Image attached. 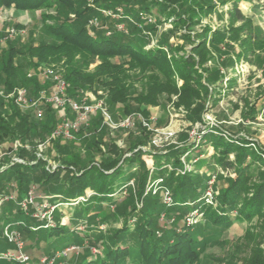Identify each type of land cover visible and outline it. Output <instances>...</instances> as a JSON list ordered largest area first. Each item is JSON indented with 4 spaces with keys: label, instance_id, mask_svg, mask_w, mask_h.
Listing matches in <instances>:
<instances>
[{
    "label": "rangeland",
    "instance_id": "obj_1",
    "mask_svg": "<svg viewBox=\"0 0 264 264\" xmlns=\"http://www.w3.org/2000/svg\"><path fill=\"white\" fill-rule=\"evenodd\" d=\"M84 5L97 6L101 2L116 3L117 0H77ZM119 1V0H118ZM127 1V0H122ZM163 2L164 8L174 17L182 20L194 18V24L182 27L175 26V18H162L154 10L153 23L146 22L145 27H141L144 33H147L150 40V46H154L161 39L168 41V53H172V46L184 47L183 52L190 53L191 44L187 41H195L199 35H207V47L211 51V57L206 68L209 73L206 75L204 82L207 80L209 94L207 97L198 99H190L181 96L180 93L163 92L158 97L156 106L139 105L134 98L137 97L145 89L144 84H148L149 78L155 75L153 72L128 71L125 75L128 78L130 87L129 99L125 104L114 103L110 99V93L105 86H95L88 89L76 90L72 84L66 80L67 74V57L58 59L50 63H42L32 59L28 55L31 47L42 46L46 44H56L60 42L47 31V22L43 19L47 15H55L53 9H41L39 11L23 12L14 9L4 10L0 13V99L5 101L6 105L14 103L16 107L22 109V113L28 117L30 122L36 123L40 129V120H45L46 115L53 113L57 127L64 118L74 119L75 116L69 109H55L50 104L41 105L40 109L43 117L38 119L35 110L30 106L21 108L16 104L14 93L18 90L26 89L29 101L39 98L42 91H46L48 96L53 93L57 86L55 77L67 83L68 98L78 102L90 104L96 101H102L103 107L110 116L109 122H106L104 116L98 113L92 116L87 124L83 125L78 133L73 135V139H61L59 145L55 143V139H50L52 134L41 136H33L28 139L32 145L33 157H38L45 163V169L48 172H55L61 162L68 158L74 157L77 170L100 166L104 163L116 162L118 166H123L128 174H137L138 165H130L128 159L133 158L136 153L140 154V159L146 163L149 170L148 181L145 186L144 196L140 199L136 197L137 183L135 180L128 182L126 188L118 190L117 195L113 198L112 205L104 206L105 213H101L100 217L108 215L104 220L98 218L94 222H89V229L86 234L95 236L92 242H97L100 237L107 238L114 231L121 229L124 218L135 208L134 217H138L145 208L146 198L156 197L166 208L173 210L172 213L161 217V224L165 229L180 228L185 225V216L193 211L187 212L183 220L176 218L177 214L186 212L185 207H181L172 197V205L167 206L165 202L166 191L171 190L160 183V178L152 173L153 157L152 155L169 153L173 148H188L187 154L183 155L181 161L183 168L176 173H192L205 178L208 181L213 175L217 176L214 186V208L220 205L218 195L221 190L227 186L229 179L234 178L235 174L232 169L228 171L218 164V150L211 145L208 136L214 135L225 141L237 144L242 140L248 141L249 155L248 164L250 165L249 176L250 184L256 185L264 183V162L256 161L257 155L264 158V45L259 46L252 52L246 54L242 43L245 40L243 34L237 35L234 30L240 27L241 23L234 22L231 11L232 3L239 1V10L245 20L251 22L253 30L259 35L260 41L264 42V0H158ZM196 1L207 6H212V10L205 15L198 8ZM145 2V1H144ZM135 9L139 4L134 5ZM121 11V12H120ZM113 14V11L110 10ZM118 13L124 15L122 8H118ZM91 26V29L102 27L105 20H108L105 14ZM124 15V16H123ZM131 17H127L128 21ZM113 19V18H111ZM114 20V19H113ZM50 23V21H48ZM124 27L127 24H122ZM151 25L157 26V31L149 32ZM180 25V24H178ZM211 31V33H210ZM234 32V34H233ZM218 33L219 40H211V35ZM232 35V36H230ZM10 44L20 51L16 59V81L18 84L13 90L8 91L5 84V76L2 72V58ZM182 52V53H183ZM239 55H246L238 58ZM72 56V55H71ZM73 61L85 70L86 73H95L100 61L93 59L84 63L79 55L73 58ZM127 69V68H126ZM125 69V70H126ZM37 80L41 89L34 95L35 85L31 80ZM163 82L164 80L161 79ZM26 81L25 86H21L19 82ZM177 88L183 86V82L176 79ZM34 95V96H31ZM7 109L4 114L7 115ZM133 117L135 121L134 127H124L122 122ZM141 118L145 119L149 124L144 127ZM156 139V142H154ZM20 139L1 138L0 139V173L6 165L11 168L18 165L15 162L19 154L20 148H14ZM21 143H23L21 141ZM16 149V150H15ZM236 153L228 155V161H235ZM256 159V160H254ZM14 163V165H11ZM8 168V169H9ZM171 165L169 170H171ZM76 170V171H77ZM6 177V176H4ZM0 178V201L10 197L13 191L11 178ZM66 174L62 173L58 181H54L49 189L41 190L42 195L53 194V187L57 189L55 194H60L61 198L55 196V203H61L67 200L73 201L80 196L81 193L72 190L70 185L63 182ZM162 179V178H161ZM151 181V182H150ZM34 184V183H33ZM58 184V185H57ZM126 182H120L118 187H122ZM153 185L152 191L147 190L148 186ZM52 191V192H51ZM88 192V191H87ZM91 196L94 195L88 192ZM132 195V196H131ZM11 200L6 199L0 207V211L4 207L13 205ZM14 203V202H13ZM170 203V202H169ZM6 204V205H5ZM4 205V207H3ZM30 211H33L32 209ZM34 212V211H33ZM95 211L88 212L84 210V205L77 207H59L54 214L55 222L67 225L72 233L75 230L77 220L73 216L90 217ZM120 213H123L120 215ZM236 212H233L232 219ZM115 214V215H113ZM65 219V220H63ZM67 219V220H66ZM62 220L64 222H62ZM66 223V224H63ZM136 219L130 220V227L133 228ZM202 229L203 248L200 251L199 260L196 264H253L251 261L264 259V217H256L251 222H236L229 228H216L208 218H201L198 224ZM80 226V225H79ZM78 226V227H79ZM91 226H94L91 228ZM44 232L41 233V235ZM45 235V233H44ZM26 240L35 243L33 237L26 236ZM55 241V242H54ZM54 242L52 247H59L57 252H62L65 248L78 247L80 253H69L66 258H61L64 264H78L82 257L90 254L95 259H99L102 255L98 248H93L89 242V237L82 242L77 240ZM49 247L45 241L37 243L32 248L25 251H33L32 264H39L44 256H49Z\"/></svg>",
    "mask_w": 264,
    "mask_h": 264
},
{
    "label": "trees",
    "instance_id": "obj_2",
    "mask_svg": "<svg viewBox=\"0 0 264 264\" xmlns=\"http://www.w3.org/2000/svg\"><path fill=\"white\" fill-rule=\"evenodd\" d=\"M101 1V0H97ZM145 1V2H144ZM138 3L139 7L135 9L134 5ZM201 12L208 15L212 6L196 1ZM0 8L4 10L14 9L23 12L39 11L41 9H53L55 15H47L43 18L46 22V29L60 43L46 44L42 46L31 47L28 55L42 63H50L67 57V74L66 80L73 85L76 90L90 89L95 86H105L110 93V99L114 103L125 104L129 99L130 87L128 85V71L153 72L155 75L149 78L148 84H144L146 90L134 98L139 105L156 106L158 97L163 92L180 93L181 96L190 99L202 100L209 94L208 87L204 82L206 75L209 73L205 67L211 57V51L207 47V33L199 35L195 41L188 38L191 44L190 53L183 52L184 47L172 46V53L168 48V41L161 39L156 45L150 46V40L147 33L141 30L146 26L143 17L154 16V10L162 18L169 16L175 18V26L182 27L194 24V18L187 21L174 17L164 8V4L158 0H117L116 3L101 2L97 6L84 5L77 0H0ZM118 8H122L124 15H120L118 20L108 18L99 29L92 28L91 22L101 19L103 11L112 10L114 14L118 13ZM123 15V16H124ZM232 18L234 22L241 23L240 27L234 32L237 35L243 34L245 40L242 43L244 52H252L264 42L260 41L259 35L253 30L250 21L245 20L239 10V1L232 3ZM50 21V23H48ZM127 24L124 30H120L118 25ZM180 24V25H178ZM149 32L157 31L156 25L149 27ZM233 32V34H234ZM211 33V31H210ZM232 36V35H230ZM218 38V39H217ZM218 33L211 35V40H219ZM183 52V53H182ZM20 51L15 45L10 44L2 58V72L5 76V86L8 91L13 90L18 84L15 83L16 77V59ZM72 55V56H71ZM79 55L88 65L93 59L100 61L95 73H86L85 70L77 66L73 58ZM246 55H239L243 58ZM127 68V69H126ZM126 69V70H125ZM163 79L164 82L161 80ZM176 79L183 82L181 88H177ZM35 85L34 95L41 89L38 81L31 80ZM21 86L26 85V81L19 82ZM31 95V96H34ZM7 109V115L4 111ZM56 118L51 112L46 115L45 120H40V129L36 123L30 122L21 110L0 99V139L14 138L20 139L23 143L33 136L52 134L56 129L54 126ZM56 125V124H55ZM211 145L218 150V164L225 170L232 169L234 178L227 182L219 195L217 196L220 205L218 207L205 204L203 200L204 193L208 186V181L200 175L192 173H176L179 168L184 170L181 158L187 154L188 148H173L166 154H155L153 165L155 176L163 179L165 186L171 190L173 198L181 207H185L186 212L177 214L176 218L183 220L190 209H201L204 217L216 228H229L233 221L251 222L256 217H264V183L251 185L249 182L248 164L249 146L248 141L242 140L237 144L230 141L217 138L214 135L208 136ZM61 139H55L59 145ZM33 151L21 149L18 156L27 160V164H18L15 167L6 169L0 173V178L15 179L12 181L14 187L11 189L17 194L18 201H21L31 189L36 187L37 193L42 195L41 190L49 189L54 181L61 178V174H66L63 182L70 185L72 190L79 191L80 197H88L85 203L70 206L73 201L67 200L61 203H55V196L61 198L60 194H55L57 189L53 187V194L43 196L50 197L49 202L52 205L67 204V207H77L84 205V210L96 213L90 217H81L74 214L77 220L76 227L83 226L84 230L79 231L77 228L71 233L67 225L55 222L52 227H46V221H40L32 217V212L25 213L20 209L17 203H12L10 207L3 205L4 210L0 211V257L15 251V246L10 244L3 237V230L6 227L19 230L26 244L25 250L34 247L37 243L45 241L50 248L48 251L56 255L58 244L52 247L51 240L85 241L89 237L91 243L95 236L86 234L89 229V222H94L97 218L104 220L108 215L100 217L105 213L104 206L112 205L114 197L118 190L126 188L128 182L135 180L137 185L136 197L142 198L145 193V186L148 181L149 170L146 163L140 159V154L136 153L133 158L128 159L130 165L137 163L138 173L128 174L123 166H118L116 162L104 163L100 166L77 170L74 157L64 159L53 173L46 171L45 163L39 157H33ZM237 154L235 161H228V155ZM257 159V160H256ZM256 161L264 162L261 155H257ZM171 165V170L169 166ZM77 170V171H76ZM4 177V178H6ZM126 182L122 187H118L120 182ZM34 183V184H33ZM58 185V184H57ZM51 191V192H52ZM92 196H88V192ZM132 196V195H131ZM146 198L145 208L138 217H134L136 209L133 208L124 218L121 229L113 232L107 238L100 237L97 242H92L93 248H98L102 255L99 259L90 256L91 253L82 257L78 264H196L199 260L200 251L203 243L200 239L202 229L199 225L189 227L184 225L180 228L165 229L161 224V217L170 214L173 210L165 207L161 200L156 197ZM6 205V204H5ZM233 212H236L232 219ZM123 213H120L122 215ZM115 215V214H113ZM136 219L133 228L130 227V220ZM94 226H91L93 228ZM44 233L41 235V233ZM26 236L35 239V243H29ZM58 245V246H57ZM66 249V248H65ZM64 249V250H65ZM25 251L30 255V261L22 263L16 260L0 259V264H32L33 251ZM62 250V251H64ZM52 258V257H51ZM253 264H264L262 257L257 261H251Z\"/></svg>",
    "mask_w": 264,
    "mask_h": 264
},
{
    "label": "built area",
    "instance_id": "obj_3",
    "mask_svg": "<svg viewBox=\"0 0 264 264\" xmlns=\"http://www.w3.org/2000/svg\"><path fill=\"white\" fill-rule=\"evenodd\" d=\"M3 11L4 9L0 8V13H2ZM103 14H105L107 18H113L114 20H118L121 15V13L112 14L109 11H103ZM143 20L148 23L155 22L153 16H149V17L144 16ZM96 21L97 20L92 21L90 25H92ZM118 28L120 30L125 29V27L122 24L118 25ZM55 80H57V86L55 87V90L53 91L51 95L48 96L47 92L44 90L40 93V96L38 99L33 100L31 102L28 99L26 89L18 90L14 93L16 104L20 106L21 108L25 106L32 107L35 110L36 117L38 119H41L43 117V113L40 109L41 105L43 104H50L55 109H62L65 107H69V109L71 110L75 118L74 119L64 118L62 122L53 131L50 139H59V138L63 140L73 139V135L75 133H78L81 130L82 126L87 124L90 118L92 116L97 115L98 113H101L104 116L106 122H109L110 116L108 115L107 110L103 107L102 101L95 100L94 102L90 104H86V103L78 102L75 100H70L68 98L67 83L59 79L58 77H55ZM141 122L144 125V127L149 128V124L147 123L145 119L141 118ZM134 125H135V121L133 117H128L122 122V126L124 127L133 128ZM154 142H156V139H154ZM19 147L21 146L18 143L16 145V148H19ZM15 162H17L18 164H24V161L21 159H16ZM179 172L181 173V171ZM152 173H154L153 168H152ZM216 180H217V176L213 175L211 179L208 181V186L203 196V200L205 204L210 205V206L214 205L213 203L214 195H215L214 186H215ZM159 181L160 183H163V179L160 178ZM12 187H14L13 184H12ZM152 189H153V185L152 186L149 185L147 187L148 192L152 191ZM88 196L90 197L91 195L88 194ZM172 197L173 196L171 192L167 190L166 191L167 200H165V202H167L166 203L167 206L172 205L171 204ZM87 198L88 197H80L77 200L70 203L69 205L76 206V205L85 203L87 201ZM6 199L7 201L11 200L17 203L20 209L24 211L25 213H30L31 212L30 210L32 209L34 211L32 212V217L40 221H46L47 222L46 227H49V226L52 227L54 225L55 211L63 205V204L52 205L49 202L50 197L39 195L37 193V189L35 186L31 187L27 195L21 201H18V196L15 193ZM6 199L5 198L1 199L0 207L2 203L4 202V200L6 201ZM203 217H204V213L202 212L201 209H198V208L194 209L193 211H191L185 216V221H184L185 225L189 227H195L200 223L201 218ZM63 220L62 222H64ZM63 224H66V223H63ZM77 230L83 231L84 227L79 226ZM3 237L10 244L15 246V251L2 255L0 259L16 260L22 263H27L30 261V255H28L25 252L26 244L19 230L13 229L11 227H6L3 230ZM69 253H80V249L78 247H70L68 249H65L62 252H58L55 257L51 258L48 256H44L40 260L39 264H64L61 262V258H66L67 255H69Z\"/></svg>",
    "mask_w": 264,
    "mask_h": 264
},
{
    "label": "crops",
    "instance_id": "obj_4",
    "mask_svg": "<svg viewBox=\"0 0 264 264\" xmlns=\"http://www.w3.org/2000/svg\"><path fill=\"white\" fill-rule=\"evenodd\" d=\"M21 111H22V109H20ZM34 114H35V112H34ZM36 115V114H35ZM15 143H19L20 144V146L21 147H19L20 149H26V150H30V151H32V150H34L33 148H32V145H30V142L29 141H27V142H25V143H21V141L19 142V141H17V142H15ZM16 144V145H17ZM16 145L14 144V148H16ZM17 149V148H16ZM15 149V150H16ZM17 158H19V159H21V160H23L24 161V164H27L28 163V161L27 160H24V159H22V158H20V157H17ZM11 165H14V163H11L10 164V166ZM9 167L6 165L5 167H3V168H1L2 169V171H4V170H6V169H8Z\"/></svg>",
    "mask_w": 264,
    "mask_h": 264
}]
</instances>
